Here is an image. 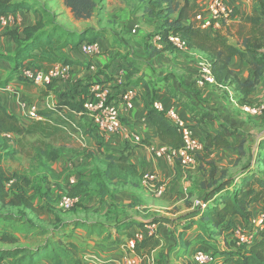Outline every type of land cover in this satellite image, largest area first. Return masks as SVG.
<instances>
[{
	"label": "crops",
	"instance_id": "obj_1",
	"mask_svg": "<svg viewBox=\"0 0 264 264\" xmlns=\"http://www.w3.org/2000/svg\"><path fill=\"white\" fill-rule=\"evenodd\" d=\"M44 1L48 3L50 10L56 12L58 22L61 23V19L66 15L75 17L72 10L65 4V0ZM96 1H98V9L105 7L108 9L107 13H103V16L108 19L100 13L101 27L99 29L94 27L96 30H105L102 37L97 40L100 44V52L95 56H89L82 50L81 45L68 47L64 52L69 58L76 60V63L71 65L70 73L66 77L56 80L50 86L35 84L16 77L7 84L1 85V100L9 111L18 115L22 123L27 124L35 121L28 118L31 110H36L43 118L41 120H45V116L40 112L46 109V104L59 102L61 95L69 92L73 85L89 84L98 80L114 86L112 101L120 113L123 130L117 134H110L95 126L91 117L85 114L79 116V119L85 126L84 129L90 132L85 134L82 129L78 139H82L81 142L84 143L87 138L91 145L89 150L91 149L94 156H99L101 159L103 156L99 148L104 152L119 155L129 145L133 150L131 160L138 166L142 176L114 179L108 184V195L104 198L100 195L95 196L98 207L94 208L101 215L100 220H90L79 216L80 213L84 215L81 209L74 213L73 218L67 220L69 222L76 219L106 222L114 230L112 239L102 242L98 236L69 224L68 228L72 230L68 229L67 232L72 234V240L79 246L83 264H100L99 259L104 261L122 259V244L128 237L123 235L119 241L115 242L117 223L124 220L144 222V226L134 225L129 232H146L147 226L152 223L151 219L155 215L162 217L157 224L160 242L154 245L148 264L154 263L155 257L163 264H195L194 255L200 250L216 253V261L213 264H219L222 261L220 252L228 250L230 247L228 243L235 241L234 227L248 226L252 218L262 213L264 198L251 205L252 216L249 221L233 216L228 220L231 223L230 230L214 236L211 240L206 239L198 230L197 224L192 222L200 219V211L195 205V199L204 195L205 192L210 197L213 194L214 185L205 186L206 178L195 169L197 163L186 165L168 156L157 157L150 151L148 148L150 143L163 144V142L156 126L149 118L148 105L154 106L160 102L165 108L176 110L192 128L194 135L205 143L207 132H216L223 122L240 129L242 121L239 116L240 110L230 95L232 90L242 97L244 95L232 82L199 86L197 79L200 67L205 63L211 64L210 55L190 47L180 50L166 41L156 40L155 35L163 29L164 19L146 15L139 2L105 0L102 4L103 0ZM174 1L184 2V0ZM189 2L200 12L206 9L209 0H189ZM227 2L234 7L236 15L233 20L260 7L258 0H227ZM34 11H21L16 16L8 14L5 21H0V70L4 74L3 78L7 77L13 69V64L7 56H13L15 53V43L7 32L11 29L21 30L35 22L39 14ZM230 27L228 22L220 30L229 42L236 44L239 37L229 30ZM209 34L215 35V33ZM129 60H135L139 66V73L130 78L125 68ZM246 60L247 58L243 59L242 56L236 55L230 64L241 80H246L253 75V69L248 62L251 59ZM92 64L96 65L95 70L91 69ZM120 78L121 82H119ZM261 82L248 95L250 98L255 97ZM125 89L131 90L134 95L133 108H127L121 99ZM184 103L195 111L211 110L218 117L200 120L184 108ZM136 134L141 136V142L134 140L133 136ZM15 137L17 136L1 134V147H8L9 143L4 140H13ZM231 150L233 149H215L213 153ZM147 173L154 175L156 180H145L144 175ZM162 185H164L163 193H158ZM199 188L202 191L200 194ZM89 199L85 192L82 194L81 204L89 202ZM104 215L105 217H102ZM180 215L182 216L180 220L172 221ZM253 232L258 239L264 232V227L256 228ZM240 247L246 248L244 245ZM168 249L173 251L170 253ZM4 264H10V261L7 260ZM40 264H51V262L43 260Z\"/></svg>",
	"mask_w": 264,
	"mask_h": 264
},
{
	"label": "trees",
	"instance_id": "obj_2",
	"mask_svg": "<svg viewBox=\"0 0 264 264\" xmlns=\"http://www.w3.org/2000/svg\"><path fill=\"white\" fill-rule=\"evenodd\" d=\"M30 1L0 0V16L8 14L16 16L21 11L32 10L39 14V18L32 24L26 25L21 30L11 29L7 32L15 43V53L13 56H7L13 64L11 73L3 78L4 74L0 70V80L2 79L0 88L1 85L7 84L16 77L33 82L23 74L26 67L48 72L59 63L73 65L76 60L69 58L64 50L68 47L79 46L85 41L96 42L105 31L95 28H86L81 31L69 30L58 22L56 12L46 6L40 9L39 3ZM135 1L141 4L146 15L164 19L163 29L158 32L162 35L163 41L170 44L168 36L175 34L184 38L190 48L208 53L212 59V70L218 84L235 83L237 89L244 96H248L261 82L264 77V51L262 50L264 48V0H258L260 7L254 8L251 13L242 16L244 22L251 23V29L242 32L241 36L238 35L239 40L236 44L229 42L222 30L216 31L215 35L200 30L194 20L198 10L190 4L189 0H184L183 3L174 0ZM65 4L77 19L83 20L92 19L99 6L96 0H65ZM233 15L235 16L236 13ZM243 49L253 57L248 61L253 69V75L246 80H241L230 65L234 56L244 55ZM125 68L128 78L139 73V66L135 60H129L128 66ZM91 84L92 82L73 85L69 92L61 95L59 102L54 103L53 109L46 107L40 112L45 116V120H35L27 124L22 123L18 115L7 109L0 96V135L11 134L19 138L40 135L50 138L62 130L66 132L67 121L64 116L77 119V123L84 133L89 134L90 130L84 129L85 126L80 122L79 116L86 114L84 103L91 97ZM110 87L113 90L114 86L110 85ZM184 108L195 117H199L200 120L218 117L211 110L195 111L186 103H184ZM148 109L149 118L156 126L163 144L171 148L180 147L183 140L178 126L169 120L165 112L158 110L155 106L148 105ZM72 112L82 114L76 116ZM248 141L249 134L247 132L223 122L221 128L216 132H207L206 141L203 142V151L206 156H210L215 149H233L241 159L248 154ZM259 150L262 152H258L254 159L251 157L237 177L229 182H222V185L214 188L213 194L208 199L203 200L208 202V206L205 210H199L200 219L192 222L197 224L198 230L206 239L211 240L214 236L230 230L231 223L228 220L233 216H239L243 220L249 221L252 216L251 205L264 198V140L261 142ZM99 152L103 158L101 159L99 156L98 158L104 165V169L97 174L98 191L101 197L104 198L108 195V184L114 179L142 176L138 166L131 160L133 150L129 145L119 155L108 151L104 152L101 148H99ZM15 154L16 152L8 147L0 152V206L16 207L19 210L25 208L38 213L43 210L36 204L38 185L33 183L28 176H21L19 173L11 171L6 163ZM50 157L53 159L55 155ZM255 160L262 166L255 168ZM11 180L14 181V186L17 185L16 188L11 187L12 184L8 185ZM89 184L90 181L86 179L69 184L70 192L68 194L82 197V194L88 190ZM29 189L34 192L28 191ZM0 223H2L0 242L10 245L9 247H0V264L7 260L10 261V264H40L43 260H48L51 264H83L80 248L72 240V234L67 232L69 224H72L74 228L84 229L88 233L98 236L102 242H108L114 236L111 225L106 222L84 219L60 222L58 226L47 229L38 227L32 219L25 218L24 214L0 211ZM134 225L142 227L145 223L137 220H124L117 223L115 242L119 241L123 235L132 238L135 233H130L129 229ZM20 234L46 238V240L34 247L21 245ZM159 242L160 238L157 232V234L146 236L142 241L136 243L135 249L141 255L143 264H148L154 245ZM228 244L230 245L229 249L220 252L222 261L219 264H264V232L252 244L245 245L246 248L238 246L235 241ZM213 254L216 256V253ZM195 264L197 263L195 262Z\"/></svg>",
	"mask_w": 264,
	"mask_h": 264
},
{
	"label": "rangeland",
	"instance_id": "obj_3",
	"mask_svg": "<svg viewBox=\"0 0 264 264\" xmlns=\"http://www.w3.org/2000/svg\"><path fill=\"white\" fill-rule=\"evenodd\" d=\"M104 1L105 0L101 3L103 4ZM30 2H36V4L39 3L38 6L40 9H43L44 6L48 7V3L44 0H31ZM107 12L108 9L106 7L104 9H98L95 17L88 20H77L73 17V15H66L61 19V24L69 30L81 31L86 28L94 27L99 29L101 27L99 18L101 14L103 16V13L105 14ZM233 17L235 16L233 15L229 22L231 26L229 30L235 35L241 36L242 32H247L251 29V23L244 22L242 17L236 20H233ZM104 18L108 19V17ZM262 50L264 51V48ZM244 52L245 53L242 56L243 59L247 58L246 61H248V59H253L249 52L246 50H244ZM55 81L56 80H54V82ZM231 93L232 94L230 96L233 98L232 101L235 102L240 110L239 116L242 120L240 122V129L249 134V141L247 144L248 154L241 159L238 158V153L233 150L216 152L213 153L212 156H206L205 151H203L200 155H197V165H195V169L206 178V187H212L214 185L213 187L217 188L220 184L222 185V182L226 183L237 177L244 164L251 157L254 159L258 152L261 151L259 150V146L264 140V114L260 116H249L242 110V106L244 104H255L263 100L264 97L262 98L261 96H264V78L258 91L255 93V97H242L233 90ZM81 140L82 139L71 137L63 130L50 138H45L40 135H31L23 138L15 137L13 140L9 139V141L4 140L9 143L8 147L16 152L15 156L6 162L8 164V168L11 171L19 173L21 176H28L33 183L38 185L39 191L36 196V204L38 208L42 207L43 210L35 213L30 209L24 208L19 210L16 207L0 206V211H10L15 214H24L25 218L32 219L38 227L47 229L56 227L60 224V222L73 218L74 213L79 211V209H81L84 213V215H80V213L79 216H83V218L90 220H100L101 215L96 209L98 207V205L96 206L98 200L95 196L99 195V187L97 185L99 179L97 174L99 171L104 169V165L98 157L93 156V151L91 149L89 150L91 145L88 139L85 138L84 143H82ZM1 145L2 144L0 143V152L5 149V147H1ZM54 155L55 157L51 159L52 157L50 156ZM261 166L262 165L257 163L256 160L254 161L255 168H259ZM85 178L90 180L88 190L86 191V195L90 198V203L87 202L85 204H79L70 210L62 209L59 206V199L62 194L70 192L68 185L75 184L79 180H83ZM11 187L16 188L17 185L14 186V184H12ZM28 191L34 192L32 189H29ZM198 191L199 194L202 193L200 188ZM203 197L208 199V193L205 192L204 195H200V197L195 199V202L197 200H205L202 199ZM92 208L94 209L90 210ZM102 217H105V215ZM181 218L182 216L180 215L172 221H177ZM161 220L162 217L160 215H155L151 219V222L158 224ZM0 227H2V223H0ZM68 229L72 230L71 228H67V231ZM112 232H114L113 228ZM45 240L46 238H35L20 234L21 245L34 247ZM0 246L10 245L0 242ZM122 250L123 252L121 255L124 256V249L122 248ZM172 251L173 250L168 249V252L171 253ZM139 264H143L142 260ZM152 264H162V261H159L155 257L154 263Z\"/></svg>",
	"mask_w": 264,
	"mask_h": 264
},
{
	"label": "built area",
	"instance_id": "obj_4",
	"mask_svg": "<svg viewBox=\"0 0 264 264\" xmlns=\"http://www.w3.org/2000/svg\"><path fill=\"white\" fill-rule=\"evenodd\" d=\"M234 13V7L230 6L227 0H209L206 9L197 12L195 16L196 26L207 33H215L220 30L226 23L230 22ZM6 16H0V21H5ZM156 40H162V35L157 33L155 35ZM168 41L175 48L180 50L187 49L188 42L181 36L175 34H169ZM82 50L89 56H95L100 52V44L96 42L85 41L81 44ZM91 69L95 70L96 65L92 64ZM71 70V65L59 63L54 65L48 72H44L35 68L26 67L23 70V74L26 78L33 81L35 84L50 85L54 80L66 77ZM122 79H119L121 82ZM217 80L212 70V65L205 63L200 67V73L197 79L199 86H205L207 84H216ZM91 97L84 103L86 114L91 117L92 122L100 129L110 133L117 134L123 130V123L120 117V113L116 108V105L110 99L112 95V89L110 85L101 82L93 81L91 84ZM121 99L127 108L134 107V95L131 90L125 89L121 94ZM48 108L53 109L54 103L48 102L46 104ZM158 110L166 113L169 120L176 126L182 134L183 143L178 148H171L165 144L150 143L148 148L157 157L168 156L170 158L178 159L183 164L193 165L197 163V154L204 149L203 142L198 139L188 125V123L179 115L174 109H168L158 102L154 105ZM242 110L245 113L260 116L264 114V100L255 104H244ZM73 115H81L82 113L72 112ZM66 119L65 130L73 138H78L82 134V129L77 123V119L64 116ZM28 118L32 120L43 119L36 110H31L28 114ZM12 136L11 134H6ZM134 140L141 142L140 135H134ZM144 179L147 181H155L156 177L152 174H145ZM11 180L8 185L13 184ZM164 185L160 186L158 193H163ZM82 202L80 195H70L68 193L62 194L59 199V206L64 210H70ZM195 205L199 210H205L208 206L207 201L197 200ZM264 227V211L258 216L252 218L248 226L239 225L234 228L235 242L237 245L249 246L256 240V234L254 229ZM157 223L152 222L147 226V231H137L132 238H128L126 242L122 244L125 255L120 260H98L100 264H139L142 260L141 255L136 252V243L142 241L146 236H152L157 234ZM131 254V255H130ZM130 256V257H129ZM194 261L197 264H213L216 261V256L213 253L206 251H197L194 255ZM4 264V263H1Z\"/></svg>",
	"mask_w": 264,
	"mask_h": 264
}]
</instances>
